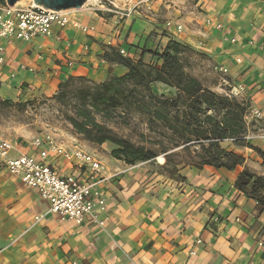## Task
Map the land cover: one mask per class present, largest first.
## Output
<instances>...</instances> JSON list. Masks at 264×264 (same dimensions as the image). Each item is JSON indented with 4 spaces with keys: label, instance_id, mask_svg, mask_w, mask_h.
Masks as SVG:
<instances>
[{
    "label": "crops",
    "instance_id": "0c3cea01",
    "mask_svg": "<svg viewBox=\"0 0 264 264\" xmlns=\"http://www.w3.org/2000/svg\"><path fill=\"white\" fill-rule=\"evenodd\" d=\"M199 4L203 14L173 21L183 26L181 33L165 34V25L155 19L117 26L92 13L84 21L90 32L54 27L33 43L4 41L0 98L53 96L71 78L101 84L127 73L109 62L106 52L123 50L136 62L144 51L162 52L173 39L214 55L260 110L264 132V0ZM143 59L151 62L149 54ZM81 146L106 167L109 179L98 186L107 199L104 225L61 221L49 213V203L37 190L10 174L0 159V264H264V205L236 187L245 169L254 170L249 156L242 155L245 163L233 171L185 167L170 174L151 161L128 165L114 159L107 143L82 141ZM254 146L264 152L260 144ZM19 148V153L39 156L32 145L23 147L25 152ZM47 163L62 176L87 179L84 169L55 155ZM38 216L43 218L36 221Z\"/></svg>",
    "mask_w": 264,
    "mask_h": 264
},
{
    "label": "trees",
    "instance_id": "16d2710c",
    "mask_svg": "<svg viewBox=\"0 0 264 264\" xmlns=\"http://www.w3.org/2000/svg\"><path fill=\"white\" fill-rule=\"evenodd\" d=\"M5 4V0H0ZM189 49L182 43L171 39L161 51H144L151 58L146 63L143 57L139 61L124 57L119 51L106 52L104 57L111 63L126 68L121 77L109 76L101 83L86 78H71L62 83L55 99L63 103L69 95L67 91L73 80L88 84L74 93L78 97L75 115L70 118L76 132L84 136L93 145L112 144L111 156L128 165L154 162L164 155L163 168L170 174H176L185 167H214L233 171L245 163V158L224 149L221 144L232 141L236 146H246L256 151L264 160V152L247 145L249 130L245 116L249 103L239 102L236 98L219 95L203 86L196 78L186 73L180 55ZM155 85L170 88V96L159 95ZM120 109L124 116H140L145 119L149 137L140 135L141 144L116 136L106 126L97 121V116L112 119ZM149 145L158 146L156 151ZM189 152L187 161H177V148ZM192 147L201 152L192 156ZM195 159L196 161H193ZM236 187L245 195L264 205V177H259L245 169L236 181Z\"/></svg>",
    "mask_w": 264,
    "mask_h": 264
},
{
    "label": "built area",
    "instance_id": "2783aa9c",
    "mask_svg": "<svg viewBox=\"0 0 264 264\" xmlns=\"http://www.w3.org/2000/svg\"><path fill=\"white\" fill-rule=\"evenodd\" d=\"M159 1L163 0H90L81 9L65 12L41 9L33 1L25 7H9L5 0V4H0V54L5 51L4 41L33 43L37 38L50 35L54 27L90 32V27L84 22V10L109 18L118 26L129 20L149 19ZM165 27L177 33L184 29L172 22H167ZM120 53L125 55L123 50ZM3 57L0 56V63ZM259 138L264 144V133ZM32 147L39 156L19 153L12 142L0 140V159L8 172L28 188L37 190L40 197L49 203V213L61 221H73L79 226L90 221L103 226L102 215L107 210V199L98 186L109 179L105 177L103 162L81 145L67 148L51 135L37 138ZM50 155L84 169L87 179L60 175L47 163ZM42 218L38 216L36 221Z\"/></svg>",
    "mask_w": 264,
    "mask_h": 264
},
{
    "label": "rangeland",
    "instance_id": "374dc122",
    "mask_svg": "<svg viewBox=\"0 0 264 264\" xmlns=\"http://www.w3.org/2000/svg\"><path fill=\"white\" fill-rule=\"evenodd\" d=\"M199 1L200 0H171L166 2L163 0L162 3L159 1L158 4L160 3V5L162 4L163 6L160 9L158 7L159 5H156L150 19L159 20V22H162V25L165 26L167 22L173 23L174 20L187 22L186 19L189 16L192 17L194 13L203 14V4H199ZM29 4H31V2L27 0L20 6L25 7ZM91 14V11L84 10V21L92 19L93 16ZM163 32L166 34V32L172 33L173 31L171 32L165 27ZM183 45L189 46V49L183 50V53L180 55L187 74L198 79L205 88L219 95L236 98L239 102L249 103L250 108H248L244 119L249 130L246 136L247 145L254 146L260 144L264 147L262 140L259 138V135L264 133L261 132L263 131V117L260 110L253 107L251 99L244 94L241 87H238L236 83L233 82V79L228 75L227 71L222 69L220 62L215 59L212 53L206 52L203 47ZM84 86H88V84L83 81L73 80L67 90L69 95L63 103L55 99V95L59 92L53 96L38 95L19 100H4L0 98V140L10 141L16 145L17 148L20 146L19 150L24 152L25 150L23 147H31L32 143L37 138H42L46 135H51L63 144L67 141H72L80 145L82 141L91 144L89 141L85 140L84 136L76 132L70 122V118L75 115V107L78 103V97L74 92ZM154 91L159 95L166 96H170L173 93L170 88L163 85H155ZM114 114L112 119H103L102 116H97V121L104 124L106 128L111 130L116 136L127 139L138 145L141 144V134L150 138L144 118L140 116H134L132 118L127 115L124 116L120 109L115 111ZM74 138L77 140H74ZM107 144L111 146V148L114 147L110 143ZM149 146L156 151H160L158 146ZM221 146L240 156H249V160L252 161V168H254L253 171H249L262 173V175L264 174V163L260 165V160H257V158L261 159L263 162L264 160L256 151L246 146H236L232 141L223 142ZM256 148L260 149L259 147ZM237 150H242L243 153H237ZM195 152H201V149L199 147H192V156H195ZM169 153L177 154L178 157H175L177 161L189 160L187 157L189 152L183 151L180 147ZM193 161L196 160L193 159ZM154 164L155 167H157V165L160 166L161 171L164 172L162 169L165 164L164 155H159L157 160L154 161ZM259 195L264 196V191H261Z\"/></svg>",
    "mask_w": 264,
    "mask_h": 264
},
{
    "label": "water",
    "instance_id": "95a60500",
    "mask_svg": "<svg viewBox=\"0 0 264 264\" xmlns=\"http://www.w3.org/2000/svg\"><path fill=\"white\" fill-rule=\"evenodd\" d=\"M21 0H6L9 7H15ZM88 0H33L35 6L53 11L81 9Z\"/></svg>",
    "mask_w": 264,
    "mask_h": 264
},
{
    "label": "bare ground",
    "instance_id": "6f19581e",
    "mask_svg": "<svg viewBox=\"0 0 264 264\" xmlns=\"http://www.w3.org/2000/svg\"><path fill=\"white\" fill-rule=\"evenodd\" d=\"M27 0H21L20 2H18L17 4H16V6H20V5H22V4H24L25 2H26ZM30 2L31 1H33V0H29ZM90 0H88L87 1V3L89 2ZM34 4V3H33ZM65 12H68V11H65Z\"/></svg>",
    "mask_w": 264,
    "mask_h": 264
}]
</instances>
